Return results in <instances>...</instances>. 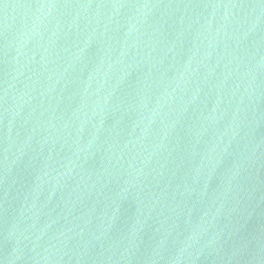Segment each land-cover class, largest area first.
<instances>
[{
  "label": "water",
  "instance_id": "1",
  "mask_svg": "<svg viewBox=\"0 0 264 264\" xmlns=\"http://www.w3.org/2000/svg\"><path fill=\"white\" fill-rule=\"evenodd\" d=\"M0 264H264V0H0Z\"/></svg>",
  "mask_w": 264,
  "mask_h": 264
}]
</instances>
